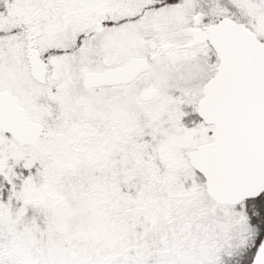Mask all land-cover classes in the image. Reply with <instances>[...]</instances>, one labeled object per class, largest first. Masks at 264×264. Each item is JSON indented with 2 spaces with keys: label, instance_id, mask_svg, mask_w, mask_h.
<instances>
[{
  "label": "snow or ice",
  "instance_id": "snow-or-ice-1",
  "mask_svg": "<svg viewBox=\"0 0 264 264\" xmlns=\"http://www.w3.org/2000/svg\"><path fill=\"white\" fill-rule=\"evenodd\" d=\"M0 264H264V0H0Z\"/></svg>",
  "mask_w": 264,
  "mask_h": 264
}]
</instances>
